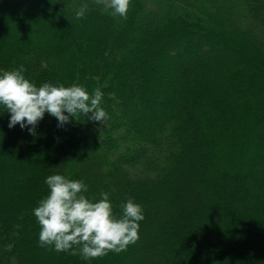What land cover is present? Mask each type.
Returning a JSON list of instances; mask_svg holds the SVG:
<instances>
[{"label": "trees", "instance_id": "1", "mask_svg": "<svg viewBox=\"0 0 264 264\" xmlns=\"http://www.w3.org/2000/svg\"><path fill=\"white\" fill-rule=\"evenodd\" d=\"M15 28L17 37L8 38ZM257 31L264 36V0H131L126 18L95 0H0V72L23 66L37 87L79 84L90 95L99 88L109 116L101 124L80 116L58 127L45 113L31 135L19 125L9 129L10 114L0 105V264H147L153 256L156 264H264V198L217 187L222 207L210 214L202 198H212V176L203 188L187 190L193 173L181 167L193 154L205 164L212 150L216 174L231 171L232 181L245 183L247 171L261 176L255 188H263L264 69L240 52L212 48L240 45L264 66ZM212 50L221 58L209 59L203 70L228 72L205 79L201 68L196 76L188 71L195 57ZM178 98L193 101L190 114L183 106L160 113L153 105L174 106ZM191 117L198 154L186 140ZM52 174L82 180L85 195L96 200L107 192L118 217L132 198L143 207L140 239L93 259L41 247L33 210L48 195L45 179ZM183 225L190 233L176 237Z\"/></svg>", "mask_w": 264, "mask_h": 264}, {"label": "clouds", "instance_id": "2", "mask_svg": "<svg viewBox=\"0 0 264 264\" xmlns=\"http://www.w3.org/2000/svg\"><path fill=\"white\" fill-rule=\"evenodd\" d=\"M112 15L126 18L131 0H95ZM87 5L77 12L83 17ZM25 69L0 72V105L9 113V129L19 125L35 135L45 113L56 118L58 127L75 122L80 116L99 124L109 116L101 106L103 92L97 88L90 95L83 85H54L37 87L25 78ZM48 195L39 201L33 214L40 225L39 244L52 246L57 252L79 254L83 259L99 258L109 252L120 253L140 239L139 228L144 220L143 207L132 198L121 206L122 215L114 213L107 192L100 199L85 195L88 188L82 180L61 174L47 176Z\"/></svg>", "mask_w": 264, "mask_h": 264}, {"label": "rangeland", "instance_id": "3", "mask_svg": "<svg viewBox=\"0 0 264 264\" xmlns=\"http://www.w3.org/2000/svg\"><path fill=\"white\" fill-rule=\"evenodd\" d=\"M221 15L227 18L226 13L223 12ZM144 18H146V16H144V15H139L138 16V19H140V20H142ZM99 24H103V20L102 19L99 21ZM239 24H240V26L243 27V29L246 28V24H244L242 21ZM255 24L259 25L257 23H255ZM38 27L40 29L42 26L40 24H38L35 27H31V30H37ZM19 30H20V28L13 29V32L11 33V35H8V38L17 37L16 35L19 34V32H18ZM45 30H46V33H50L52 31H54V29H52V28H48V29H45ZM67 30H68V24L66 25V27L63 29L62 32H66ZM116 31H118L117 28H116ZM256 35H257L256 38L258 39L260 37V35L263 36V33L261 34L259 31H257ZM263 38H264V36H263ZM33 40H34L33 43H38L37 37H34ZM50 40L53 41L54 40V36L51 37ZM263 41H264V39H263ZM131 43L134 44V42H131ZM132 44H130V45L132 46ZM192 44H194V46H196L195 40L192 41ZM218 46H219V48H222V50L224 52H229L230 50L236 51V52H240L244 56V59H245V61L248 64L255 65L256 70L262 71L264 69V66H261V65L257 64L247 54L248 50L245 47H242L240 45L229 46L228 43H226V46H224L223 44L218 43V44L214 45V47H212V48L215 49V47H218ZM252 51L255 52V50H252ZM213 52H214V50H212V52L209 51L208 53H204L203 56L198 55L197 57H195V61L191 62L192 64L190 65V67H188L189 68L188 71L189 72H193V74L195 73L194 75L196 76V74H198V69L201 68L202 69L201 70L202 76L205 79L206 78L209 79L211 77L218 78V77L224 75V73L228 72V71L225 70L226 69L225 66L221 67V68L218 67V68H216L214 70H212V67L206 69V71L203 70L202 66L204 64H206L209 61V59H213L214 58L215 60H217V59L221 58V56H219V55L217 57L211 55ZM262 55L263 54L260 53V54H258V57L262 58ZM223 57L226 59V58H228V55H225ZM117 60H119L118 56H117ZM173 60L174 59L170 60V62H173ZM221 65H223V64L221 63ZM117 71L121 72L120 69H118ZM127 82H128V80L125 79L124 83H127ZM219 83H222V81L219 82ZM261 88L264 91V84H262ZM168 91H171V90L169 89ZM153 103H154L153 105L155 106V108L160 113L166 112V108H167V111H168L167 113H174L177 109H179L180 107L183 106L184 111L187 114H190V108L193 106V101L186 100V99L183 100L182 98H178L177 99V104L174 105V106L167 105L163 101H160V102L154 101ZM138 113L143 115L144 114V110L140 109ZM189 122H190L189 123L190 127H189V129L187 131L188 135L186 136V140L190 144V148L194 152H196L198 154L200 152L198 143L196 142V137H197V135L199 133V130L196 128V127H198V124H196V119L194 117H191ZM207 153H208L209 156H207V158H206L207 162L205 160V162H206L205 164L202 163L200 160L196 159L195 156H194L195 154H193V155H191V159L195 158L194 160L193 159L192 160H189V159L188 160H184L183 158L181 159V167H184L189 172V175H190V173L191 174L193 173V176H190L191 178L189 176L187 177L188 178L187 179V183H186L187 190L191 189L192 187H194L196 189L203 188V186H204L203 183H205L204 180H205L206 176H209V175L212 176L213 179H211L210 180L211 182H209L210 184H212V186H211L212 188L211 189L214 191V193H212V198L209 199V200H206L205 198H202V199L205 200V203H207V204H204V207L206 206V208H204V209H206L208 211V213L212 214V212H211L212 209H214L216 207H218V209H220L222 207V204L218 200H216V197L218 195L217 187H220V190L221 189H226L230 193L235 194V195H240L241 196V195H248V194L253 193V195H255L256 197L259 196V197L264 198V186H263V188H259L257 190L255 188L256 187L255 185L259 184L261 176H259V179L256 180V178L253 179V176H250L249 173L247 174V171H246V172H244L245 173V179L244 180L242 179V182L244 181L245 183H240L239 181H236V180L232 181L231 179L234 176H232L233 172H231V171L229 172V171L226 170L228 173H226V172L224 173L223 172L221 174H216V166H215L216 165L215 157H217L216 152H214L212 150H209ZM257 153H259V152H257ZM186 154H188L187 149H186ZM201 155H204V154H202V152H201ZM204 157H206V156H204ZM178 172H180V171H178ZM262 174H264V173H262ZM262 176L264 178V175H262ZM184 178H185V173L180 175L178 177V180L182 181ZM247 179H248L249 182L252 183L251 186H248ZM250 179H251V181H250ZM218 183H221V186H217ZM222 183H225V184L222 186ZM209 193L211 194V192H209ZM205 196L207 197V194ZM208 198H209V196H208ZM201 203H202V201H201ZM202 205H203V203H202ZM187 233H190V230H189L188 227L183 225L182 227H180L176 231V235L175 236L178 237V235L187 234ZM157 261H158V259H156V256H153L152 261L151 262H147V264H156Z\"/></svg>", "mask_w": 264, "mask_h": 264}]
</instances>
